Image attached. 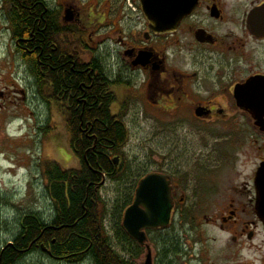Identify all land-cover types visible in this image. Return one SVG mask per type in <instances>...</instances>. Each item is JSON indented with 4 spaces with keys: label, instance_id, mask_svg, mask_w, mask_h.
<instances>
[{
    "label": "flooded vegetation",
    "instance_id": "1",
    "mask_svg": "<svg viewBox=\"0 0 264 264\" xmlns=\"http://www.w3.org/2000/svg\"><path fill=\"white\" fill-rule=\"evenodd\" d=\"M35 12L66 36L51 39L52 55L73 56L79 73L90 62L106 70L102 49L115 52L112 115L125 123L136 104L166 117L163 128H197L211 140L198 172L176 165L190 149L180 144L168 151L171 170L143 176L167 178L172 210L164 228L140 231L141 243L125 231L128 264H264V0H0L5 130L26 123L27 106L57 113L26 63L41 44Z\"/></svg>",
    "mask_w": 264,
    "mask_h": 264
},
{
    "label": "trees",
    "instance_id": "2",
    "mask_svg": "<svg viewBox=\"0 0 264 264\" xmlns=\"http://www.w3.org/2000/svg\"><path fill=\"white\" fill-rule=\"evenodd\" d=\"M34 19L37 21L33 44H41L39 49L35 45L31 48L26 63L37 79L42 101L57 106V115L63 120L70 149L80 168L64 170L55 162L42 163L51 213L47 218L37 213L23 215L16 223L17 234L0 248V264H23L33 253L64 264H128L129 241L122 218L146 173L137 172L134 178L126 175L128 167L122 151L129 131L123 122L124 115L114 116L111 112L116 97L111 92L115 85L112 73H106L109 60L104 61L106 65L103 63L106 70H95V64L90 62L88 70L79 73L78 63L73 68V56L69 59L51 53V39L59 37L61 43L66 39L55 29L54 21L41 12H35ZM26 38L31 37L26 34ZM69 42L71 47L75 44L72 32ZM55 47L60 48L58 44ZM72 51L71 48V54ZM40 132L48 137L54 128L47 126ZM105 181L122 182L123 190L117 193L111 211L101 198ZM107 220L109 233L105 228ZM170 244L167 242V246Z\"/></svg>",
    "mask_w": 264,
    "mask_h": 264
},
{
    "label": "rangeland",
    "instance_id": "3",
    "mask_svg": "<svg viewBox=\"0 0 264 264\" xmlns=\"http://www.w3.org/2000/svg\"><path fill=\"white\" fill-rule=\"evenodd\" d=\"M104 36L103 34L100 39H104ZM102 51L101 56L109 52L110 58L106 59H115V52L110 48H103ZM36 108V105L34 110L27 106L26 123L21 125L20 119L16 121L19 126L11 124L6 130L5 119L8 115H0V248L17 234L16 223L23 215L37 213L47 218L51 213V205L45 193L42 163L55 162L64 170L80 168L79 160L70 149L69 136L60 115L53 110L47 112L44 108ZM165 118L159 115L156 118L148 116L147 112L136 104L128 109L125 123L129 140L122 151L128 167L127 176L134 178L137 172L145 174L160 172L163 169L171 170L168 165V151L172 152L180 144L189 146L190 149L183 150L184 156L177 166L186 171H194L193 173L199 171L200 167L197 165L200 160L204 161L202 165L206 166L207 149L201 146H206L211 141L207 133L191 127L168 130L162 127ZM47 126L53 127L54 132L45 137L40 129ZM169 145L170 149L165 150ZM183 169L181 171H184ZM122 190V182H104L101 198L109 211L117 200V193ZM186 199L190 201L191 196ZM109 225L107 220L105 228L108 233ZM23 264L64 263L33 253Z\"/></svg>",
    "mask_w": 264,
    "mask_h": 264
},
{
    "label": "water",
    "instance_id": "4",
    "mask_svg": "<svg viewBox=\"0 0 264 264\" xmlns=\"http://www.w3.org/2000/svg\"><path fill=\"white\" fill-rule=\"evenodd\" d=\"M117 165L118 159L114 160ZM172 210L169 182L165 176L151 174L142 179L135 191L133 204L123 215L124 231L139 243L140 231L164 228L169 222Z\"/></svg>",
    "mask_w": 264,
    "mask_h": 264
}]
</instances>
